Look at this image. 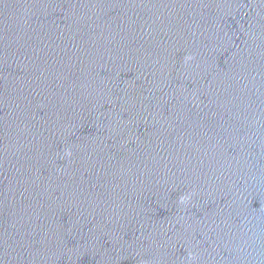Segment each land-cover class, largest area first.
<instances>
[{"label":"water","instance_id":"obj_1","mask_svg":"<svg viewBox=\"0 0 264 264\" xmlns=\"http://www.w3.org/2000/svg\"><path fill=\"white\" fill-rule=\"evenodd\" d=\"M0 264H264V0H0Z\"/></svg>","mask_w":264,"mask_h":264}]
</instances>
